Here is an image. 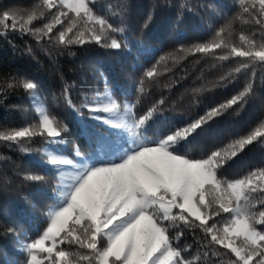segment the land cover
I'll return each mask as SVG.
<instances>
[{
	"label": "trees",
	"instance_id": "trees-1",
	"mask_svg": "<svg viewBox=\"0 0 264 264\" xmlns=\"http://www.w3.org/2000/svg\"><path fill=\"white\" fill-rule=\"evenodd\" d=\"M121 4L126 6L123 11ZM39 5L42 0H0V14L11 10L26 15ZM44 11L45 15L31 27H43L57 10ZM94 11L107 18L113 27L124 28L123 34H112L124 45L120 50L94 42L83 46L59 45L56 38L69 26L70 18L74 19L72 13L62 17V24L54 27L51 41L44 37L38 42L35 36L19 31L0 34V131L38 123L29 91L18 84L23 79L38 84L50 114L67 128L62 133L65 142L61 147L71 156L77 150L88 154L96 146L100 131L107 130L90 118L86 108L81 109L85 97L90 101L107 87L117 98L130 101L136 116L156 108L158 114L151 122L149 134L160 136L203 116L251 83L253 93L243 107L227 110L182 144L181 151L194 158L204 157L246 135L264 120V65L253 64L236 73L234 69L247 61L233 56L221 60L228 49L207 54L180 51L210 42L229 21L231 35L226 31L224 37L231 44L239 47L241 34L254 36L257 41L264 39V28L243 13L240 0H97ZM256 18H261L258 13ZM170 56H176V61L167 59L166 63L157 64L161 57ZM154 65L158 75L149 79L145 72ZM221 77L227 79L222 81ZM66 86L77 110L66 102ZM141 87L143 92L139 90ZM46 139L36 136L24 142L27 152L0 141V264H24L26 254L17 250L19 241L36 238L46 227L50 208L57 203L59 178L43 162L46 157L41 152ZM257 168H264V143L260 142L231 160L220 175L234 180ZM30 175L42 179L32 181L27 179ZM256 210H264V205H258ZM228 218L227 213L221 212L209 225H222ZM258 228L264 230V226ZM170 234L175 235V229H170ZM209 241L210 236L194 227L184 229L178 243L186 248V258L199 257L197 264H229L235 259L218 245L206 247ZM61 247L86 251L76 245Z\"/></svg>",
	"mask_w": 264,
	"mask_h": 264
},
{
	"label": "snow or ice",
	"instance_id": "snow-or-ice-1",
	"mask_svg": "<svg viewBox=\"0 0 264 264\" xmlns=\"http://www.w3.org/2000/svg\"><path fill=\"white\" fill-rule=\"evenodd\" d=\"M96 3L97 0H42V5L26 15L6 10L0 14L3 30L0 34L19 31L35 36L38 42L44 37L51 41L54 27L62 24V17L72 13L74 19L70 18L69 26L56 38L59 45L83 46L94 42L120 50L124 45L112 34H123L124 28L113 27L107 18L98 15L94 11ZM240 5L243 13L264 28V0H240ZM125 7L121 4V11ZM54 8L57 11L48 23L31 27L45 15V9L50 12ZM257 13L261 18H256ZM230 27L231 21L210 42L180 51L207 54L228 49L221 60L233 56L247 61L234 69L236 73L253 64L264 65V39L257 41L254 36L241 34V45L235 46L224 37L226 31L231 35ZM167 59L176 61L177 57H161L157 64L166 63ZM157 75L155 65L145 72L149 79ZM226 79L221 77L222 81ZM18 84L31 93L38 123L0 131V141L27 152L24 142L36 136L46 137L49 148L44 149L47 159L43 162L64 177L58 186V206L50 210L46 227L36 238L21 245L26 253L24 264H197L199 257L186 258V248L178 243L184 229L194 227L210 236L206 247L218 245L235 257L229 264H264V230L258 228L264 226V210H256L258 205H264V168L234 180L220 175L248 146L264 143V120L246 135L204 157L194 158L181 151L182 144L210 121L234 106L243 107L253 93L251 83L203 116L158 138L149 135L151 122L158 114L156 108L136 116L134 106L125 102L121 110L110 89L97 93L90 101L85 97L81 109L86 108L91 119L117 130L124 142L115 143L102 137V148L107 149L105 155L109 159L89 157L80 163L51 150V146L65 142L62 133L67 128L41 103L38 84L31 79L20 80ZM139 90L143 92V87ZM64 96L67 104L77 110L68 97L67 86ZM66 168L72 171L65 176ZM27 179L40 181L42 177L30 175ZM221 212L229 218L222 225H209ZM170 229H175V235L170 234ZM64 244L86 251L66 250L61 247Z\"/></svg>",
	"mask_w": 264,
	"mask_h": 264
},
{
	"label": "rangeland",
	"instance_id": "rangeland-1",
	"mask_svg": "<svg viewBox=\"0 0 264 264\" xmlns=\"http://www.w3.org/2000/svg\"><path fill=\"white\" fill-rule=\"evenodd\" d=\"M106 89H110L111 91H112V89L111 88H109V87H107ZM105 92V91H104ZM103 92V93H104ZM37 93H38V95L40 96V98H41V103H43L44 104V102H43V100H42V97H41V94H40V92H39V90L37 89ZM102 94V93H101ZM29 95L31 96V93L29 92ZM114 96V95H113ZM114 98L116 99V101L121 105V110H123V105H124V103L125 102H128V103H130V101H128V100H126V99H119V98H117L116 96H114ZM30 104H31V106H32V108L35 110V107H34V105L31 103V101H30ZM130 104H132V103H130ZM45 105V104H44ZM133 105V104H132ZM133 111H134V107H133ZM36 113V112H35ZM135 113V112H134ZM99 122V121H98ZM99 123H101V122H99ZM101 124H103V123H101ZM106 128H107V130L106 131H100V135L98 136V141H97V144H96V146L88 153V154H80V155H77V152H75V154H74V156H71V155H69V154H66L64 151H63V149H62V147L61 146H63L64 145V143L63 144H59V145H53V146H51V150H54V151H58V152H61V153H63L64 155H66L67 157H69L70 159H72L74 162H76V163H80L82 160H87L89 157H93L94 159H97V160H107V159H109V157L107 156V155H105V152H106V148H102V144H101V138L102 137H109V139L110 140H112L113 142H115V143H123L124 142V138L121 136V134L117 131V130H115V129H112L110 126H107V125H105V124H103ZM150 135V134H149ZM150 136H153V138H158L159 136H156V135H150ZM45 148H49V145L46 143L43 147H42V149H41V152L43 153V155H44V149ZM45 156V155H44ZM46 157V156H45ZM47 159V158H46ZM46 159H45V161H46ZM88 162L90 163L91 161L90 160H88ZM51 167V166H50ZM54 169V168H53ZM55 170V169H54ZM56 171V170H55ZM71 171H72V169L71 168H66L65 169V176L66 175H68V174H70L71 173ZM56 173H57V175H58V178H59V184H58V186L62 183V180L64 179V177H62L61 176V174L60 173H58L57 171H56ZM58 200H59V191H58ZM58 200H57V203H56V205H54V206H52L51 208H50V210L51 209H53V208H55V207H57L58 206ZM50 210H49V212H50ZM49 212H48V215H49ZM31 240V239H30ZM30 240H20L19 241V244H18V246H17V250L19 251V252H22V249H21V245L22 244H24V243H27V242H30ZM23 253V252H22ZM26 254V253H25Z\"/></svg>",
	"mask_w": 264,
	"mask_h": 264
}]
</instances>
